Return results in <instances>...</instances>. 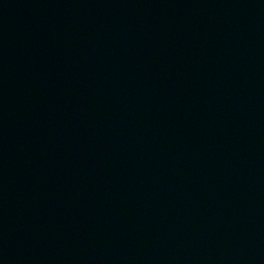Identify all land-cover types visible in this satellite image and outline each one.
Listing matches in <instances>:
<instances>
[{
  "label": "water",
  "instance_id": "1",
  "mask_svg": "<svg viewBox=\"0 0 264 264\" xmlns=\"http://www.w3.org/2000/svg\"><path fill=\"white\" fill-rule=\"evenodd\" d=\"M0 264H118L44 225L0 196Z\"/></svg>",
  "mask_w": 264,
  "mask_h": 264
}]
</instances>
